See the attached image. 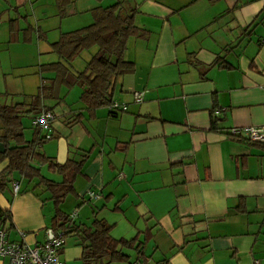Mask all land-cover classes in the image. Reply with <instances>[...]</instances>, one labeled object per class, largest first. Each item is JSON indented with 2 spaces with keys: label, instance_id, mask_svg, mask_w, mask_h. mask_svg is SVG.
<instances>
[{
  "label": "crops",
  "instance_id": "1",
  "mask_svg": "<svg viewBox=\"0 0 264 264\" xmlns=\"http://www.w3.org/2000/svg\"><path fill=\"white\" fill-rule=\"evenodd\" d=\"M114 2L69 0L60 16L56 0H0V101L34 97L55 77L40 67L57 60L51 43ZM123 4L147 32L128 39L124 58L135 71L115 81L113 101L126 108L103 106L90 116L77 84L58 83V99H44L54 120L41 133L49 139L40 152L57 163L88 154L74 181L75 223L116 215L111 231L120 217L139 224L132 237L146 238L142 255L125 249L133 255L124 264H264V144L228 135L232 127L264 124V0ZM34 132L24 129L25 139ZM17 181L18 193L11 185L0 193V208L11 217L8 238L32 246L44 240L54 214H44L46 193ZM69 236L60 259L83 264L80 241Z\"/></svg>",
  "mask_w": 264,
  "mask_h": 264
},
{
  "label": "trees",
  "instance_id": "2",
  "mask_svg": "<svg viewBox=\"0 0 264 264\" xmlns=\"http://www.w3.org/2000/svg\"><path fill=\"white\" fill-rule=\"evenodd\" d=\"M123 1L115 0L109 6L95 9L91 24L63 33L51 43V51L56 54L57 60L40 67L54 71L55 77L43 83L34 97L15 103L0 101V143L4 148V152H0V164L6 161L0 170V193L15 180V173L30 185L28 190L38 195L46 193L47 199L54 205L50 226L62 229L65 237L72 233L78 237L83 264L127 262L129 255L123 250L133 249L142 255L141 244L145 243L146 238L142 241L136 236L115 238L111 235L112 224L105 219L95 218L90 225L76 224L69 214L64 213L60 205L68 195H75L74 181L81 173L88 154H82L78 160L68 158L64 163L55 162L40 152L42 144L49 138L35 130L33 137L26 140L21 118L51 110L50 106L44 104V99H58V83L67 87L77 84L82 88L79 102L90 116L98 108L114 102L116 79L135 71V64L124 58L128 39L147 36V32L135 24V10L125 6ZM68 4L69 0H56L60 16L65 15ZM89 50L90 55L83 69L75 70V58ZM42 166L56 172L61 178L55 180L47 177L41 171ZM10 221V214L0 208V226L10 227Z\"/></svg>",
  "mask_w": 264,
  "mask_h": 264
},
{
  "label": "built area",
  "instance_id": "3",
  "mask_svg": "<svg viewBox=\"0 0 264 264\" xmlns=\"http://www.w3.org/2000/svg\"><path fill=\"white\" fill-rule=\"evenodd\" d=\"M135 102L143 101L141 91L133 92ZM111 109L124 110L125 105L112 102ZM54 120V113L51 110H42L35 114L31 119V126L40 134L47 133ZM228 135L234 139H242L252 143L264 144V124L259 126L232 127L228 130ZM46 136V135H45ZM47 137V136H46ZM11 190L14 194L20 190V183L17 180L11 182ZM89 198H98L100 195L87 190ZM77 215L76 211L69 214L71 219ZM66 243V237L62 229H54L48 226L44 229V240L30 246L23 242H17L8 238L7 230L0 226V257L6 258L7 264H64L60 259V250ZM130 264H145L141 260L132 261ZM252 264H260L255 259Z\"/></svg>",
  "mask_w": 264,
  "mask_h": 264
},
{
  "label": "rangeland",
  "instance_id": "4",
  "mask_svg": "<svg viewBox=\"0 0 264 264\" xmlns=\"http://www.w3.org/2000/svg\"><path fill=\"white\" fill-rule=\"evenodd\" d=\"M102 1V0H101ZM127 1H131V0H127ZM133 1V0H132ZM104 2H106V0H104ZM90 55V50L89 51H85L83 52L80 56H78L77 58H75V61L73 63L74 69L75 70H81L83 69L84 63L85 61L88 59ZM67 90V89H66ZM65 93H63L64 95ZM67 95V94H66ZM22 123L24 124L25 127V132L27 134H29L28 132H32L33 127L30 126L31 125V116L25 115L21 118ZM32 128V129H31ZM42 172L45 174L46 172L44 171V169L42 170ZM46 175V174H45ZM15 177V179L17 180H21V176L19 174H14L13 175ZM47 177L48 174L46 175ZM53 179V178H52ZM46 197V195H43V199ZM42 199V198H41ZM76 198L72 197V195H68L65 200L62 202V204L60 205V209H62V211L70 214L73 211H77L76 208V202H75ZM52 208V209H51ZM43 210H44V214H46V217H48V219H50L52 217V215L54 214V205L51 201L45 200L44 201V205H43ZM53 211V212H52ZM52 212V213H51ZM83 215V214H82ZM114 218H116V215H110L108 218V223H112L114 222ZM118 220V218H117ZM88 223H90V220H87ZM135 222H128L126 220H124L122 217H120V219L118 220L117 226L115 228V230L111 231V235L115 236V235H124L125 237L131 238L134 233L136 228H140L139 224H136V226L134 225ZM72 237H66V242L68 241V243L71 241ZM130 253V257H132L133 253ZM125 262H114L112 264H124Z\"/></svg>",
  "mask_w": 264,
  "mask_h": 264
},
{
  "label": "water",
  "instance_id": "5",
  "mask_svg": "<svg viewBox=\"0 0 264 264\" xmlns=\"http://www.w3.org/2000/svg\"><path fill=\"white\" fill-rule=\"evenodd\" d=\"M0 152H4V148L1 143H0Z\"/></svg>",
  "mask_w": 264,
  "mask_h": 264
}]
</instances>
